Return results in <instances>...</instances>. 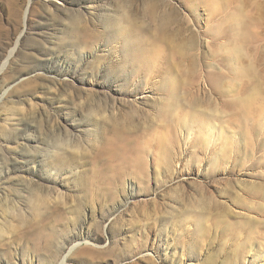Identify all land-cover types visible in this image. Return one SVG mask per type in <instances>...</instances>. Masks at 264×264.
I'll list each match as a JSON object with an SVG mask.
<instances>
[{
  "label": "rangeland",
  "instance_id": "rangeland-1",
  "mask_svg": "<svg viewBox=\"0 0 264 264\" xmlns=\"http://www.w3.org/2000/svg\"><path fill=\"white\" fill-rule=\"evenodd\" d=\"M28 1L0 0V264H264V0Z\"/></svg>",
  "mask_w": 264,
  "mask_h": 264
},
{
  "label": "bare ground",
  "instance_id": "bare-ground-1",
  "mask_svg": "<svg viewBox=\"0 0 264 264\" xmlns=\"http://www.w3.org/2000/svg\"><path fill=\"white\" fill-rule=\"evenodd\" d=\"M28 3H29V1H28ZM29 4H30V3H29ZM27 13H28V10L26 9L25 14H24V17H25V15H27ZM14 49H15V48H13V49L9 52V56H8V58H6V59L4 60V62H3V64H2V67H1V69H0V72H3V70L5 69V67H6V65H7V63H8V59H9V57L12 56V54H13V52H14ZM21 81H23L22 84H21V86L26 85V84H28V83L30 82L28 78H23ZM200 137H201V136H200ZM179 151H180V150H179ZM179 155H180V154H179ZM179 160H180V159H179ZM183 160H184V159H183ZM66 259H67V256L64 257V259H63V261H62L61 264H66V263H65V262H66Z\"/></svg>",
  "mask_w": 264,
  "mask_h": 264
},
{
  "label": "water",
  "instance_id": "water-1",
  "mask_svg": "<svg viewBox=\"0 0 264 264\" xmlns=\"http://www.w3.org/2000/svg\"><path fill=\"white\" fill-rule=\"evenodd\" d=\"M29 1H31V0H29Z\"/></svg>",
  "mask_w": 264,
  "mask_h": 264
}]
</instances>
